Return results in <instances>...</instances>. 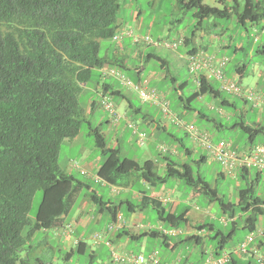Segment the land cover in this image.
Instances as JSON below:
<instances>
[{"label":"trees","instance_id":"1","mask_svg":"<svg viewBox=\"0 0 264 264\" xmlns=\"http://www.w3.org/2000/svg\"><path fill=\"white\" fill-rule=\"evenodd\" d=\"M218 1L223 3V0ZM175 3L180 10H193L195 23L192 32L204 26L203 22L212 17L230 18L234 14L237 24L247 32L249 27L264 20V0H242L241 4L234 0V5L221 8L208 5L204 0H175ZM122 5L121 0H0V264H42L39 258L35 263H30L26 246L34 240L37 232L56 229L81 189L91 190L89 183L61 171L58 165L60 144L81 134L82 124L94 136V144L104 157L95 171L96 181L120 186L122 178L126 177L125 181L128 182V177L136 173L140 180L154 187L169 179H179L185 180L193 195H211V200L220 204L222 212L227 213L233 224L228 231L206 222L196 227L213 232L211 236L207 233L209 239L218 238L215 254L221 255L219 249L223 250L222 245L234 232L240 213L250 212L243 220V227H247L249 232L256 229L259 218L264 215V199L255 194L253 184L239 189L236 203L225 202L217 193V188L211 187L203 176H194L188 162L179 163L171 158L170 151H160L165 173L159 175L155 171V162L145 160L139 163L123 156L119 148L109 147L100 127L93 126L85 116L79 94L92 78L93 70L99 72L98 76L114 78L118 86L127 87L109 73L113 69L126 77L122 72L126 68V56L120 52L114 39L123 28L118 20ZM211 24L216 25L217 22ZM261 28H264L263 24ZM225 29L228 27L222 28L221 32ZM193 37L194 33L190 37L184 36L181 43L188 45ZM102 40L111 42L105 55L99 53ZM236 48L244 50L242 45ZM198 51L193 47L187 50V54ZM258 51L264 53V47ZM146 56L147 59L156 58L160 61L159 66L167 69V60L152 53ZM244 69L245 64L236 66L239 75L243 74ZM127 79L132 84H138ZM198 81L197 89L184 95L186 82L177 83L173 78V90L184 108L196 111L200 117L212 123L216 131L239 130L249 142H253L258 135L264 136V125H250L242 113L227 124L223 119L226 117L220 116L216 110L205 113L194 108L191 103L207 94L220 98L217 104L219 109L235 108L227 97H221V90L213 88L208 78L200 75ZM112 84L107 80L97 87L101 102L110 93L125 98L130 104L124 91L113 89ZM93 105L94 102L91 108ZM131 110L134 114L140 112L138 107ZM138 132L144 131L137 130L135 134L138 135ZM179 147L186 155L192 153V149L182 142ZM205 158L201 156L200 160ZM246 172H239L240 177L245 178ZM81 173L85 174L83 171ZM256 175L261 178L262 173L257 171ZM220 176H223L222 172ZM38 191L41 192V199L37 210L31 214L32 200ZM91 197L93 203L98 205L97 210L102 212L106 209L111 222H115L123 202H105L96 193ZM126 203L128 208L132 206L133 211L152 207L158 213V219L169 227H180L189 220V207L177 213L170 212L146 192L138 205ZM129 234L123 228L117 231L116 236ZM146 235L161 236L164 245L171 244L170 237L158 230L129 236L139 239ZM190 237L198 243L203 241V237H198L199 240L195 239V235ZM259 241L257 245L264 251V239ZM86 246L84 241L78 240L66 256L74 251L83 253ZM23 251H26L25 257L21 256ZM236 254L229 251L226 264H251V261L235 260Z\"/></svg>","mask_w":264,"mask_h":264},{"label":"rangeland","instance_id":"2","mask_svg":"<svg viewBox=\"0 0 264 264\" xmlns=\"http://www.w3.org/2000/svg\"><path fill=\"white\" fill-rule=\"evenodd\" d=\"M232 1L234 2V0H223V3H220L218 0H204V3L221 8L224 5H234ZM236 1L242 3V0ZM121 2L123 5L118 20L122 22L123 30L132 33V36L122 35L116 41L119 47H124L123 54L126 56V68L122 69V72L133 83L137 82L155 89L159 98L168 104L169 115L163 114L161 107L156 102L143 103L137 91L129 87H120L114 78L106 77L104 79L103 76H98V71L93 70L92 78L79 94L80 106L84 110L85 116L93 126L100 127L109 147L119 148L123 156L137 159L139 163L147 159L153 160L156 165L155 171L159 175L165 173V165L160 159V149L162 151V149L173 145L178 146L182 142L185 147L192 149V153L186 155L181 147L179 148L181 155H172L171 158L179 163L188 162L195 177L198 174L203 176L211 187L217 188V193L225 202L234 203L237 200L239 189L250 186V180L229 174L219 162L209 155L207 150L197 145L184 126L169 122L168 118L170 119L173 115L184 123H192L198 131H206L214 141H230L240 149L258 144L264 145V136L258 135L253 142H249L239 130H214L211 123L200 117L196 111L186 109L180 104L177 94L173 90L174 82L172 80L175 78L177 83L186 82L183 89L184 95H189L197 89L198 85L195 82L197 75L194 74L195 72H190L187 54V50L196 47L198 50H204L205 54L225 57V76L237 82L243 89H252L256 95L264 99V53L258 51L259 48L264 47V28H261V25H264V20L258 25L249 27L247 32L237 24L234 14L230 18L212 17L203 22L204 26L192 32L195 23L192 16L193 10H180L176 7L175 0H121ZM213 21L217 24L212 25ZM224 27H228V29L221 32ZM193 33L192 41L188 45H183L182 38L190 37ZM134 37H148L151 43L144 42L142 38L135 42ZM165 43H175L177 46L169 47ZM110 44V41L102 40L99 53L105 55ZM116 44L114 43V45ZM241 45L244 50L236 48ZM136 52H140L143 55L142 58L135 57ZM149 53L167 60V69L161 68L160 61L156 58L147 59L146 55ZM243 64H245L244 72L239 75L236 72V66ZM107 80L113 83V89L123 90L130 101V108H127L125 99L108 93L107 97L113 103L114 110L119 116L117 121L103 108L102 98L96 91L97 87ZM209 81L213 88H219L221 85V82H217L214 78L209 77ZM221 93V97H227L235 106V108L230 107L223 110L231 116L230 120L223 118L227 124L242 113L245 121L250 125L256 123L264 125V108L262 106L223 90ZM219 100L220 98H213L207 94L200 101H194L191 104L194 108L210 113L213 112V107H207L208 104L217 105ZM92 102L94 105L91 108ZM134 107L140 108L138 114H134L131 110ZM126 108L127 116L125 117L123 113ZM148 116L154 119H146ZM154 120L159 124L166 123L165 129L161 128L153 133V127L146 123H153ZM135 130L145 132L146 137L143 144L139 142ZM94 143V136L89 134L85 124H82L81 134L75 138L64 140L60 144L58 152L60 170L71 174L78 180L89 183L91 190L87 188L80 190L70 211L62 218L61 228L40 231L35 234L34 240L26 246L30 263H35L39 258L42 264H129L114 262L111 252L147 255L155 251L161 264H214L215 260L224 252L231 251L236 254V248L249 235L248 228L243 227V220L250 212L240 213L236 218L234 232L222 245L223 250L219 249L221 255L215 254L218 238L207 239L205 237L202 243H198L189 235L195 231V225L199 226L204 222L213 223L215 228H222L224 231L231 229L233 224L227 213L222 212L217 201L211 200V195L203 193L192 195L191 187L185 180L179 179H169L166 183L158 184L152 188L145 186L141 181L134 180L130 186V193L127 194L123 185L116 186L117 192H112L109 185L95 180V161L102 162L104 157ZM201 156H205V160H200ZM81 171L85 174H82ZM221 172L225 176L218 178L216 173ZM248 173L251 178H254L256 170L251 169L246 172V174ZM135 174L133 173L129 177L134 178ZM125 179L126 177L120 181L123 182ZM253 187L255 194L264 199L263 174L261 179L253 184ZM140 190H145L149 195L158 192L162 197L169 196L174 200H181L183 203L177 212L183 210L184 207H189V221L186 225H180L183 233L178 236H170L171 243L175 245L173 249L163 244L161 236L146 235L134 239L129 235H124L115 238L114 231L110 232L107 229L111 222L107 210L99 212L98 205L93 203L91 197L96 193L101 195L105 202L108 200L115 204L123 202L120 205L119 214L122 220H125V225L128 223L130 234L137 235L146 231L147 228L140 226V223L143 225L149 222L153 229L159 231L161 228H170L158 219V213L152 207H145L140 211L136 209V212L128 210L126 201L138 205L139 200L132 197V194L138 193ZM40 199L41 192L38 191L32 200L31 214L37 210ZM136 216L137 219L139 216L143 219L141 222L139 221L140 223L136 222L137 226H134ZM221 218L226 221L222 222ZM259 230H264V215L259 218L254 236H257ZM207 233L210 236L213 234L211 231ZM96 234L99 235V238L96 237ZM112 237L115 240L111 247L103 244L106 240H111ZM77 240H82L87 244L84 252L76 253L74 251L69 257H66V253L75 246ZM119 244H123L125 248L120 249ZM25 252H21L22 257H25ZM90 255H94V257ZM207 260L209 262L206 263ZM250 260L251 264H258L256 259L250 258Z\"/></svg>","mask_w":264,"mask_h":264},{"label":"built area","instance_id":"3","mask_svg":"<svg viewBox=\"0 0 264 264\" xmlns=\"http://www.w3.org/2000/svg\"><path fill=\"white\" fill-rule=\"evenodd\" d=\"M128 34V32H126ZM119 38V36H115ZM137 40V38H135ZM143 41L146 43H151L148 37H143ZM166 46L175 47L176 44L165 43ZM188 62L190 63V72H195V75L204 74L207 77L214 78L221 82L220 88L226 93L233 94L239 97H244L247 100L253 101L255 105L264 107V99L256 95L252 89H243L237 82L232 79H228L224 74V66L226 63L225 57H216L214 55H208L202 51L196 52L188 56ZM111 75H114L117 79L120 80L122 84L129 86L131 89L138 92L141 100L143 102H158L159 96L155 89L148 88L147 85L141 84H132L124 77L121 73L116 70H109ZM103 106L108 110L114 117L115 120L118 119L115 114L113 104L108 100L104 99L102 101ZM162 110L164 113L167 112V106L164 102L161 103ZM179 125L185 127L189 135L197 141L209 155L219 162L228 173H234L242 169H251L254 168L258 171L264 173V145L258 144L252 148L242 151L236 148H233L230 143L224 140L212 141L209 135L205 132L198 131L192 123H184L181 120L176 121ZM146 134L144 132H138V139L141 144L145 140ZM165 150V149H164ZM116 226L118 224L116 223ZM113 225H109V229H112ZM168 235H177L180 233V230L171 229L164 231ZM258 234H262V231L259 230ZM96 237H99L96 236ZM255 236L254 232H251L245 237L241 244L236 248L237 254H245L249 251H253L258 264H264V254L258 253L252 247H250L254 242ZM109 245V242H106ZM112 258L116 262H127L130 264H160L159 259L157 258L156 252L144 254H129V253H118L112 251ZM229 261L228 252L223 253L222 256L218 257L214 264H225ZM209 262V260H208Z\"/></svg>","mask_w":264,"mask_h":264},{"label":"crops","instance_id":"4","mask_svg":"<svg viewBox=\"0 0 264 264\" xmlns=\"http://www.w3.org/2000/svg\"><path fill=\"white\" fill-rule=\"evenodd\" d=\"M122 51V52H121ZM124 47L123 46H121L120 47V52L123 54L124 52ZM142 54H140V52H136L135 53V57H140V58H142ZM144 58V57H143ZM126 95V94H125ZM122 99H125V98H122ZM126 100V99H125ZM201 100V99H200ZM199 100V101H200ZM127 101V100H126ZM210 104V103H209ZM208 104V106L207 107H213V110H216L217 112H218V114L220 115V116H225L226 117V119L228 118V116H230V115H228L227 113H225L222 109H219L218 107H217V105L216 104H212V105H209ZM127 108H129V106H130V104L127 102ZM127 108L125 109V111H124V113H123V115L126 117L127 116ZM197 113V112H196ZM198 114V113H197ZM199 115V114H198ZM146 119H154L153 117H146ZM168 120H169V122H171V120L168 118ZM212 124V123H211ZM146 125H148V126H151V127H153V133H155L156 131H159V128H163V129H165V127H166V123L164 124V123H161V124H158L157 122H156V120H154V122L153 123H146ZM214 130H216V129H214ZM175 140H177V138H174ZM234 145V144H233ZM172 149H171V153H169V154H172V155H175V156H178V155H181V151L179 150V145L178 146H176V145H173L172 147H171ZM135 160V159H134ZM147 160H150V159H147ZM136 161H137V159H136ZM151 161H153V160H151ZM139 162V161H138ZM154 162V161H153ZM164 164V163H163ZM95 165H96V168L95 169H97L98 168V166H99V162H98V160H96L95 161ZM165 165V164H164ZM216 175L218 176V178H219V176H220V173H216ZM264 175V174H263ZM131 176V175H130ZM225 176V174L223 173V176L222 177H224ZM232 176H236V177H238V178H241V179H244V180H246V179H249L250 180V183L251 184H254L255 182H258L261 178H260V176L259 177H257V175H256V173H255V177L254 178H251L250 177V175H249V173L248 174H245V178H242V177H240V173L239 172H236V173H234ZM134 180H136V181H141L145 186H149V187H154V186H152L150 183H148V182H145V181H143V180H140V178H139V175L138 174H135V177L134 178H130V177H128V179H127V181L128 182H126L125 180L123 181V182H121V185H123L122 187L123 188H125L126 190H127V194L128 193H130V186L134 183ZM99 182H101L100 180H98ZM102 183V182H101ZM110 186V188H111V191L113 192V189L114 188H116V186H112V185H109ZM117 192V191H116ZM144 192H146L145 190H140L138 193L136 192V193H133L132 194V197H134V198H136L137 200H139V203H140V201H141V197H142V194L144 193ZM146 194H148L147 192H146ZM149 195V194H148ZM193 195V194H192ZM151 198H154V199H157V200H159L160 202H161V205L164 207V208H167L168 209V211H170V212H174V213H177V211H178V209H179V207L182 205V201L181 200H174V199H172L171 197H169V196H161V194L160 193H154L153 192V194H150L149 195ZM127 202V201H126ZM128 202H130V201H128ZM131 203V202H130ZM132 204V203H131ZM132 205H134V204H132ZM150 207V206H149ZM132 209V206H129V208H128V210L130 211V212H136V209L133 211V210H131ZM138 210V209H137ZM140 211V210H139ZM188 213H189V211H188ZM188 213H187V215H188ZM209 213V212H208ZM138 216V215H137ZM137 216H136V219L134 220V223H133V225L134 226H137V224H136V222H141V220L143 219V217L141 218L140 216H139V219H137ZM141 218V219H140ZM125 221V220H124ZM139 222V223H140ZM127 225H128V223H127ZM127 225H125L126 227H125V229L127 230V231H129L130 232V230H129V227L127 226ZM140 226H143V227H146L147 229H146V231L148 230V229H153L152 227H151V224L148 222L147 224H143V225H141V223H140ZM196 227H197V225H195L194 226V228H195V231H193L192 233H190L189 235H195V239H197L198 237H203V239H205V237L207 238V239H209V236H208V234H207V232H209V230L207 229V228H204V229H196ZM129 235H132V233L131 234H129ZM134 235V234H133ZM126 236V235H125ZM114 237L116 238L117 236H116V233L114 234ZM188 237V236H187ZM115 238L113 239V237L111 238V242H112V244H113V241L115 240ZM117 238H119V237H117ZM260 239H264V235H262V236H260V237H257L256 238V241H255V243H254V245H255V247H258L259 248V251L258 252H260V253H264V251H263V249H262V247H259L258 245H257V243H259L260 241ZM197 240H199V239H197ZM203 242V241H202ZM115 243V242H114ZM104 245H105V243H103ZM174 244H170V245H168L167 247L168 248H170V249H173L174 248ZM119 248L120 249H124L125 248V246L123 245V244H119ZM204 253V252H203ZM256 256L255 255H253L252 253H246V254H236L235 255V260L237 259H239L240 261H242V262H245V261H247V262H249V261H251L250 260V258H254V259H256L255 258ZM160 261V260H159ZM160 263H161V261H160Z\"/></svg>","mask_w":264,"mask_h":264},{"label":"clouds","instance_id":"5","mask_svg":"<svg viewBox=\"0 0 264 264\" xmlns=\"http://www.w3.org/2000/svg\"><path fill=\"white\" fill-rule=\"evenodd\" d=\"M126 32H128V31H125V30H123V29H121L120 31H118L117 33H116V35L115 36H119V38L122 36V35H124V36H132V33L131 32H128V34H126ZM119 38H114L116 41L119 39ZM135 38H137V40H135ZM143 39V37H134V40H135V42H138L140 39ZM145 42V41H144ZM175 44V43H174ZM177 46V45H176ZM175 46V47H176ZM200 51H202L203 53L205 52L204 50H200ZM199 52V51H198ZM189 56V55H188ZM215 56V55H214ZM225 74V73H224ZM200 75H203V76H205L206 78H208L209 79V77H207L206 75H204V74H199L198 76H196V79H195V82L197 83V85H199V77H200ZM214 80H216V79H214ZM217 81V80H216ZM127 87H129V86H127ZM148 87V86H147ZM130 88V87H129ZM131 89V88H130ZM219 89L220 90H222L220 87H219ZM133 90V89H132ZM157 92V91H156ZM158 93V92H157ZM158 96H159V94H158ZM108 99V98H107ZM109 100V99H108ZM247 100V99H246ZM110 101V100H109ZM111 102V101H110ZM143 102V101H142ZM162 102H164V101H162L160 98H159V101L158 102H156L157 103V105H159L160 107H161V111L163 112V114H165L166 116L167 115H169V107H168V104L166 103V102H164L165 104H166V106H167V112L166 113H164V111L162 110V105H161V103ZM112 103V102H111ZM143 103H152V102H143ZM103 104V103H102ZM113 104V103H112ZM114 107V106H113ZM103 108L105 109V107L103 106ZM264 108V107H263ZM106 110V109H105ZM106 111H108V110H106ZM115 111V110H114ZM109 112V111H108ZM110 113V112H109ZM111 114V113H110ZM115 114L117 115V117H118V119H119V116H118V114L115 112ZM112 115V114H111ZM112 116H114V115H112ZM115 119H116V117H115ZM117 119V120H118ZM117 120H115V121H117ZM170 120H171V122H173V123H176V124H178L176 121L177 120H179V119H176L173 115L171 116V118H170ZM179 125V124H178ZM129 126H131V124H129ZM137 130H135V132H136ZM203 132H205V133H207L206 131H203ZM208 134V133H207ZM209 135V134H208ZM210 137V136H209ZM192 138V137H191ZM193 139V138H192ZM210 139L212 140V141H214L211 137H210ZM194 140V139H193ZM145 141V140H144ZM195 141V140H194ZM218 141V140H217ZM196 143H197V145L198 146H200V147H202L197 141H195ZM226 142H228V143H230V145L233 147V148H236V149H238V150H242V151H245V150H248V149H250V148H248V149H240L238 146H234L233 144H232V142H230V141H226ZM144 143V142H143ZM253 147V146H252ZM251 147V148H252ZM165 149V150H164ZM164 149H162V151H161V149H160V151L162 152V153H165V152H171V147H169V148H164ZM251 169H254V168H251ZM251 169H242V170H246V171H248L249 172V170H251ZM242 170H238V171H236V172H241ZM254 170H256V169H254ZM258 170H256V172H257ZM236 172H234V173H236ZM258 172H260V173H262V174H264L263 172H261V171H258ZM234 173H229V174H231V175H233ZM117 190H115V188L113 189V192H116ZM237 202V200L234 202V203H236ZM167 209V208H166ZM139 210V209H138ZM168 210V209H167ZM187 217H188V215H187ZM188 219H189V217H188ZM189 221V220H188ZM221 221L222 222H225L226 221V219H223V218H221ZM62 223H63V220H61V222L57 225V229L60 227H62ZM116 223L118 224V226H116ZM188 223V222H187ZM60 225V226H59ZM109 225H113V228H114V230H111V229H109ZM186 225V224H185ZM125 221L124 220H122V218H121V216H120V214L118 213L117 215H116V221L115 222H110V224H108V226H107V229L110 231V232H113L114 231V233H117V231H119V230H121V229H125ZM66 228V227H65ZM64 228V229H65ZM171 229H177V230H180L181 232L180 233H178L177 235H168V234H166L164 231L165 230H171ZM148 230H155V229H148ZM147 230V231H148ZM159 231V230H158ZM255 230H253V231H250V233L251 232H254ZM262 231V234H257V236L258 237H260V236H262V235H264V230H261ZM159 232H161V233H163L165 236H167V237H170V236H178V235H181L182 233H183V230L180 228V227H170V228H161V230L159 231ZM130 233V232H129ZM249 233V234H250ZM140 234V233H139ZM136 235V234H135ZM96 236H98V234H96ZM257 236H255V239H254V241H256V238H257ZM99 238V237H98ZM245 239V238H244ZM96 240H98V239H96ZM78 241V240H77ZM76 241V242H77ZM75 242V243H76ZM106 242H109V245L106 243ZM105 245L107 246V247H111V245H112V242H111V240H106L105 242ZM254 243L255 242H253V244L250 246V247H252L254 250H256L257 252L259 251V248L257 247H255V245H254ZM75 245V244H74ZM113 252H115V251H113ZM155 252V251H154ZM112 253V252H111ZM151 253H153V252H151ZM248 253H252L253 255H255L254 254V252L253 251H249ZM258 253H260V252H258ZM129 254H131V253H129ZM133 254V253H132ZM246 254V253H245ZM260 254H264V253H260ZM156 255H157V252H156ZM67 257V256H66ZM69 257V256H68ZM220 257V256H219ZM111 258H112V254H111ZM256 258V257H255ZM112 260H113V258H112ZM114 261V260H113ZM256 261H257V259H256ZM114 262H116V261H114ZM160 262V261H159ZM208 262V260L206 261V263ZM120 263H127V262H120ZM258 263V262H257ZM130 264V263H129ZM161 264V263H160Z\"/></svg>","mask_w":264,"mask_h":264}]
</instances>
